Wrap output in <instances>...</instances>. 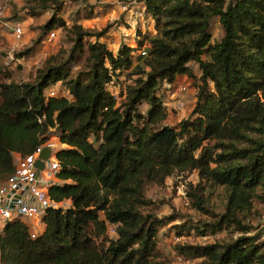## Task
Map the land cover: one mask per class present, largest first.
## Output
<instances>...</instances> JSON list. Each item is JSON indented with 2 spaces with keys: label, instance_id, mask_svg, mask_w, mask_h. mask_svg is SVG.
<instances>
[{
  "label": "trees",
  "instance_id": "1",
  "mask_svg": "<svg viewBox=\"0 0 264 264\" xmlns=\"http://www.w3.org/2000/svg\"><path fill=\"white\" fill-rule=\"evenodd\" d=\"M138 1L155 33L139 31L138 48L116 51L99 40L107 26H67L62 0L25 5L32 16L51 9L44 32L69 28L73 37L32 79L0 80V182L14 172L15 153L51 136L59 144L47 187L56 205L34 237L26 221L7 222L3 264H167L157 245L166 221L150 211L146 193L193 171L198 180L186 185V197L209 219L177 233H225L178 250L198 264H264V237L249 222L255 202L264 203V0ZM122 72L133 78L114 93L109 85ZM180 75L195 87L192 110L167 124V87Z\"/></svg>",
  "mask_w": 264,
  "mask_h": 264
},
{
  "label": "rangeland",
  "instance_id": "2",
  "mask_svg": "<svg viewBox=\"0 0 264 264\" xmlns=\"http://www.w3.org/2000/svg\"><path fill=\"white\" fill-rule=\"evenodd\" d=\"M29 4H32L31 0H0V5L5 8L0 13V80L6 76L16 81L32 79L36 75V69L41 67L47 56L57 52L59 47L68 48L72 43L73 36L69 28H53L47 32L40 28L50 17L51 9H40L38 15L32 16L26 7ZM60 14L67 26L78 24L96 30H103L107 26V31L99 40L105 41L106 46L113 51H116L120 44L138 48L137 41L141 38L139 31L141 34L147 31L155 33L153 19L144 12L143 4L138 0H62ZM15 22H20L23 28L19 40L15 39L11 28ZM211 23L213 37L220 36L221 26L218 18L213 17ZM24 51H28V54L19 57ZM9 55L13 56V59H10ZM137 55L138 50H135L132 55L133 64L136 63ZM193 69L195 70V67ZM125 74L126 72H122L116 82L109 85L114 93H117L126 81L132 80V75L128 77ZM174 82L185 84L187 90L179 96L168 89L169 94L167 93L165 99L168 109L167 124H176L187 117L192 110L194 99L195 87L190 76L180 75ZM180 98L183 100V107L177 104ZM145 107L146 105L142 104L140 109L146 110ZM53 137L50 139L56 141ZM197 180L195 171L188 174L175 172L166 178L163 184L151 185L146 193L152 200L150 211L166 221L158 228L157 245L160 258L167 264H198L199 258L192 259L183 255L178 250L179 246L204 244L225 233L220 231L214 235L202 236L197 235L194 230L184 229L177 233L176 229L181 224L185 226L187 222L198 223L199 219H209L204 214L193 212L186 197V185ZM64 205L66 206V203ZM252 212L249 220L251 232H258L264 237V203L255 202Z\"/></svg>",
  "mask_w": 264,
  "mask_h": 264
},
{
  "label": "built area",
  "instance_id": "3",
  "mask_svg": "<svg viewBox=\"0 0 264 264\" xmlns=\"http://www.w3.org/2000/svg\"><path fill=\"white\" fill-rule=\"evenodd\" d=\"M4 9V6L0 5V13ZM11 28L15 39L19 40L23 34L20 22L13 23ZM53 35L52 31L51 36ZM141 54H145V51H142ZM9 57L13 59V56L9 55ZM167 88L179 96L187 90L185 84L178 82H173ZM177 104L179 107H183V100L178 99ZM53 138L56 141L49 138L31 153L23 156L18 155L14 172L8 179L0 182V236L7 222L16 218L29 224L31 237L36 236L44 229L43 216L48 207L56 205L47 194L48 185L56 180L55 172L58 168L53 152L58 149L59 144L56 137ZM43 146L50 148L51 155L44 161L43 169L38 170L35 167V161ZM0 264H3L1 253Z\"/></svg>",
  "mask_w": 264,
  "mask_h": 264
},
{
  "label": "water",
  "instance_id": "4",
  "mask_svg": "<svg viewBox=\"0 0 264 264\" xmlns=\"http://www.w3.org/2000/svg\"><path fill=\"white\" fill-rule=\"evenodd\" d=\"M50 148L48 146H43L39 153V157L35 161V167L38 170H42L44 167V161L51 155ZM54 154V152H53Z\"/></svg>",
  "mask_w": 264,
  "mask_h": 264
},
{
  "label": "crops",
  "instance_id": "5",
  "mask_svg": "<svg viewBox=\"0 0 264 264\" xmlns=\"http://www.w3.org/2000/svg\"><path fill=\"white\" fill-rule=\"evenodd\" d=\"M14 155H15V158H16L19 154L18 153H15Z\"/></svg>",
  "mask_w": 264,
  "mask_h": 264
}]
</instances>
